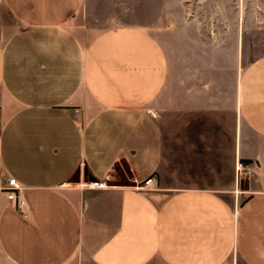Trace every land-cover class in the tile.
<instances>
[{"label": "crops", "instance_id": "obj_1", "mask_svg": "<svg viewBox=\"0 0 264 264\" xmlns=\"http://www.w3.org/2000/svg\"><path fill=\"white\" fill-rule=\"evenodd\" d=\"M88 19L0 0V264H264V55Z\"/></svg>", "mask_w": 264, "mask_h": 264}, {"label": "rangeland", "instance_id": "obj_2", "mask_svg": "<svg viewBox=\"0 0 264 264\" xmlns=\"http://www.w3.org/2000/svg\"><path fill=\"white\" fill-rule=\"evenodd\" d=\"M86 8L91 24L143 27L170 47L207 35L242 67L264 55V0H86Z\"/></svg>", "mask_w": 264, "mask_h": 264}, {"label": "built area", "instance_id": "obj_3", "mask_svg": "<svg viewBox=\"0 0 264 264\" xmlns=\"http://www.w3.org/2000/svg\"><path fill=\"white\" fill-rule=\"evenodd\" d=\"M253 172V168L249 164H245L240 160H236L234 167V176H235V187H238L240 181L245 179ZM89 187L94 189H103L105 185L99 182H91ZM142 192H153L157 190L156 180L154 177L146 179L143 184L137 187ZM0 191L3 192L6 196L8 202H10L15 210H17L23 217H27L28 206L26 199L23 195V188L13 180L8 179L5 182L0 180Z\"/></svg>", "mask_w": 264, "mask_h": 264}]
</instances>
